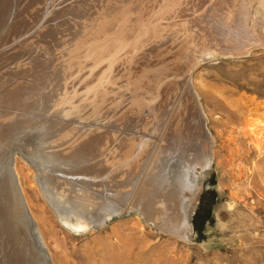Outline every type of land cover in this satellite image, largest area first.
I'll use <instances>...</instances> for the list:
<instances>
[{
  "label": "bare ground",
  "instance_id": "bare-ground-1",
  "mask_svg": "<svg viewBox=\"0 0 264 264\" xmlns=\"http://www.w3.org/2000/svg\"><path fill=\"white\" fill-rule=\"evenodd\" d=\"M12 4H0V25L10 21L0 36V264L46 262L14 142L30 147L21 153L37 169L36 193L66 226L85 231L136 207L186 239L201 180L214 164L224 171L189 74L259 45L252 17L264 0H31L15 15ZM244 123L263 178L264 123Z\"/></svg>",
  "mask_w": 264,
  "mask_h": 264
},
{
  "label": "rangeland",
  "instance_id": "rangeland-1",
  "mask_svg": "<svg viewBox=\"0 0 264 264\" xmlns=\"http://www.w3.org/2000/svg\"><path fill=\"white\" fill-rule=\"evenodd\" d=\"M18 1L31 0H13L14 15ZM253 14L259 45L238 58L200 61L189 74L200 92L224 171L214 164L201 180L202 190L190 215L193 230L186 239L158 227L161 220L148 221L136 207L85 231L66 226L36 193L37 169H29L31 162L21 153L30 147L12 144L29 206L26 213L34 216L30 223L34 244L46 253V262L40 264H264V177L253 167V152L242 131L246 118L264 123V10ZM9 24L0 25V36ZM231 201L236 202L233 209L228 208ZM19 231L25 236L28 229L21 225ZM31 254L36 258L35 251Z\"/></svg>",
  "mask_w": 264,
  "mask_h": 264
}]
</instances>
